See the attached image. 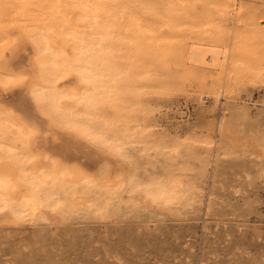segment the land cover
<instances>
[{
    "label": "bare ground",
    "instance_id": "obj_1",
    "mask_svg": "<svg viewBox=\"0 0 264 264\" xmlns=\"http://www.w3.org/2000/svg\"><path fill=\"white\" fill-rule=\"evenodd\" d=\"M238 1L0 0V228L176 205L174 185L138 176L130 151L140 145L147 154L153 145L130 135L140 127L131 116L142 109L128 99L141 94L136 85L158 78L154 70L167 61L177 70L173 63L180 61L185 70L208 72L214 98L225 87L227 99L236 101L237 80L250 71L232 54L248 50L234 32L228 43L221 40V22L231 13L240 22ZM198 37L207 40L203 50ZM50 91L62 94L61 104L36 107L30 92L47 105ZM221 114L217 134L236 144Z\"/></svg>",
    "mask_w": 264,
    "mask_h": 264
},
{
    "label": "rangeland",
    "instance_id": "obj_2",
    "mask_svg": "<svg viewBox=\"0 0 264 264\" xmlns=\"http://www.w3.org/2000/svg\"><path fill=\"white\" fill-rule=\"evenodd\" d=\"M261 1L239 0L234 4L244 14L240 22L234 24L233 13L221 22L225 23L221 40L228 43L234 32L237 44L248 50L232 54L233 61L242 62L250 71L249 79L237 80L236 101L227 99L230 95L225 87L219 89L224 96L214 98L208 72L207 76L198 69L185 70L180 61L173 63L182 66L177 70L167 61V67H162L169 72L165 76L162 69L160 73L159 68L154 70L158 75L154 78H158L136 85L133 89L141 94L128 99L132 104L140 103L134 107L142 109L131 116L140 127L130 135L139 133L133 140L153 145L147 154L139 150L140 145L130 151L138 176L143 182L153 178L169 187L174 185L181 203L175 200L178 204L171 208L170 203L134 213L121 207L105 220L89 214L91 217L57 223L40 221L0 228V264H264ZM241 37L248 40L239 42ZM193 40L203 50L206 38ZM233 47L235 50V43ZM168 64L172 66L168 68ZM102 109L107 118H112L109 108ZM223 112L236 144L217 134L215 124ZM172 148L177 151L172 152Z\"/></svg>",
    "mask_w": 264,
    "mask_h": 264
},
{
    "label": "clouds",
    "instance_id": "obj_3",
    "mask_svg": "<svg viewBox=\"0 0 264 264\" xmlns=\"http://www.w3.org/2000/svg\"><path fill=\"white\" fill-rule=\"evenodd\" d=\"M57 79H58V77H54L53 79H50L47 81V86H48L49 90L53 88V85H55ZM50 93H51V103L47 104V105L40 104L38 99L33 98L31 92H30V96H31V99L34 102L36 107H41L43 110H47V109H49L50 106H57V105L61 104L60 103V96L62 94L55 93L52 91H50ZM53 115H55V113H53Z\"/></svg>",
    "mask_w": 264,
    "mask_h": 264
}]
</instances>
